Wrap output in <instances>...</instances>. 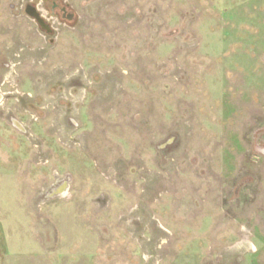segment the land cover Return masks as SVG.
I'll list each match as a JSON object with an SVG mask.
<instances>
[{"label":"rangeland","instance_id":"1","mask_svg":"<svg viewBox=\"0 0 264 264\" xmlns=\"http://www.w3.org/2000/svg\"><path fill=\"white\" fill-rule=\"evenodd\" d=\"M0 264H264V0H0Z\"/></svg>","mask_w":264,"mask_h":264},{"label":"water","instance_id":"2","mask_svg":"<svg viewBox=\"0 0 264 264\" xmlns=\"http://www.w3.org/2000/svg\"><path fill=\"white\" fill-rule=\"evenodd\" d=\"M25 14L26 16L33 20L40 28L41 30H44L48 33H50V31L48 30V27L44 24L43 19L41 18V16L36 12L35 8L31 7V6H27L25 8ZM70 19V17H69Z\"/></svg>","mask_w":264,"mask_h":264},{"label":"flooded vegetation","instance_id":"3","mask_svg":"<svg viewBox=\"0 0 264 264\" xmlns=\"http://www.w3.org/2000/svg\"><path fill=\"white\" fill-rule=\"evenodd\" d=\"M61 12H62L63 14H65V13H66V9H65V8L62 9ZM69 17H70V16H69ZM69 17H68V19H69ZM70 19H71V17H70Z\"/></svg>","mask_w":264,"mask_h":264},{"label":"bare ground","instance_id":"4","mask_svg":"<svg viewBox=\"0 0 264 264\" xmlns=\"http://www.w3.org/2000/svg\"><path fill=\"white\" fill-rule=\"evenodd\" d=\"M61 192H62V191H61ZM61 192H60V193H61Z\"/></svg>","mask_w":264,"mask_h":264}]
</instances>
